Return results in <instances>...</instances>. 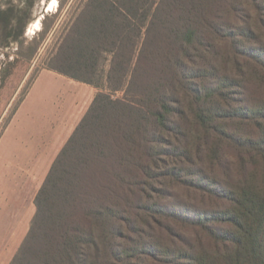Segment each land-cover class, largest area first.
<instances>
[{
	"label": "trees",
	"instance_id": "obj_1",
	"mask_svg": "<svg viewBox=\"0 0 264 264\" xmlns=\"http://www.w3.org/2000/svg\"><path fill=\"white\" fill-rule=\"evenodd\" d=\"M32 6L0 7V49L36 54ZM46 68L100 90L9 264H264V0H86Z\"/></svg>",
	"mask_w": 264,
	"mask_h": 264
},
{
	"label": "rangeland",
	"instance_id": "obj_2",
	"mask_svg": "<svg viewBox=\"0 0 264 264\" xmlns=\"http://www.w3.org/2000/svg\"><path fill=\"white\" fill-rule=\"evenodd\" d=\"M27 1L33 2V6L25 31L26 44L37 39L40 42L38 51L28 59L18 53L17 46L0 49V264H8L23 242L36 211L35 197L53 161L100 90L46 68L53 45L67 22L80 14L86 0H57V3L55 0H0V7ZM52 20L49 36L47 32L45 39H40L39 34ZM248 46L258 48L254 51L259 52L258 45L250 42ZM24 50L28 51L27 45ZM215 64L223 77L237 75L232 71V62L228 66H223L221 61ZM109 66L107 61L105 69ZM206 66L204 61L196 67ZM256 77L255 73H250L248 80ZM251 84L256 96L264 99V87ZM115 95L122 97L124 92L118 91ZM227 103V107L237 105L230 99ZM196 168L199 167L193 170ZM207 174L203 176L212 177L215 189H229L224 178L212 171ZM180 193L184 197L189 192L182 188ZM190 193L198 196L194 191Z\"/></svg>",
	"mask_w": 264,
	"mask_h": 264
},
{
	"label": "bare ground",
	"instance_id": "obj_3",
	"mask_svg": "<svg viewBox=\"0 0 264 264\" xmlns=\"http://www.w3.org/2000/svg\"><path fill=\"white\" fill-rule=\"evenodd\" d=\"M54 3H57V0H55Z\"/></svg>",
	"mask_w": 264,
	"mask_h": 264
},
{
	"label": "crops",
	"instance_id": "obj_4",
	"mask_svg": "<svg viewBox=\"0 0 264 264\" xmlns=\"http://www.w3.org/2000/svg\"><path fill=\"white\" fill-rule=\"evenodd\" d=\"M38 83V81L36 82V84ZM47 101H48V99H47ZM13 258V257H12ZM9 264V263H8Z\"/></svg>",
	"mask_w": 264,
	"mask_h": 264
}]
</instances>
